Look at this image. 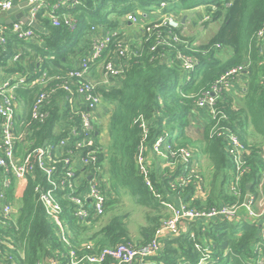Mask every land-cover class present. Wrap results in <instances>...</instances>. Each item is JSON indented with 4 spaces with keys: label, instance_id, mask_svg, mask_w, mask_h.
Listing matches in <instances>:
<instances>
[{
    "label": "trees",
    "instance_id": "1",
    "mask_svg": "<svg viewBox=\"0 0 264 264\" xmlns=\"http://www.w3.org/2000/svg\"><path fill=\"white\" fill-rule=\"evenodd\" d=\"M79 1L80 5L64 9L76 19L75 30L54 26L43 17L44 11L39 15L44 33L36 32L37 37L28 42L9 36L7 46L0 48V71L27 75L29 84L43 74L65 77L78 70L88 56L92 27L119 29L121 18L156 9L163 2L169 4L166 12L183 14L204 8L203 26L220 22V27L203 45L184 35L185 25L179 30L168 26L154 28L139 47L132 49L131 57L121 61H128V66L125 74L114 80L116 85L100 89L104 102L114 106L108 151L95 135L101 125L94 123L98 168H105L107 162L111 173L109 186L103 188L107 203L102 216L85 222L72 215L74 206L62 198V192L58 193L63 220L69 223L72 247L81 255H89L121 245H148L171 218V197L189 209L208 213L223 207H241L251 186V197L256 203L261 186L264 190V0ZM118 40L113 39L111 50ZM222 52H227L226 59L220 58ZM179 53L193 60L194 71L183 69L177 59ZM16 56L19 58L14 61ZM239 67H244L240 76L246 79L242 99L224 90L214 105L216 116L209 120L202 139L196 140L191 129L202 113L198 102L224 74ZM52 86L54 93L46 108L50 116L44 125H36L31 118L39 85L17 92L23 103L24 121L31 127L28 139L32 145L28 152L46 142L68 139L65 151H73L76 157L73 129L80 131L85 108L73 110L69 95L60 84ZM215 126L235 135L246 149L244 155L230 152L226 136H213ZM160 138L163 143L156 152ZM185 151L192 153L191 163L185 162ZM151 154L154 163L146 161ZM201 156L207 157L213 170L205 197L200 195L201 189L206 188L203 173L199 167L196 174L191 168ZM57 167L54 178L59 180L64 163L59 162ZM3 175L0 169V178ZM104 177L106 172L99 173L100 180ZM84 180L80 190L88 184ZM15 186L13 182L8 192L13 216H3L0 201V264H69L68 248L61 242L36 192L37 186L43 190L49 187L44 171L37 167L23 182L22 189L16 191ZM119 188L126 189L145 210V225L139 229L138 238L131 235L128 221L132 213L124 212L126 201L119 195ZM185 224L178 236L160 240V250L154 257L139 259L135 264H264V228L258 223L225 218Z\"/></svg>",
    "mask_w": 264,
    "mask_h": 264
},
{
    "label": "built area",
    "instance_id": "2",
    "mask_svg": "<svg viewBox=\"0 0 264 264\" xmlns=\"http://www.w3.org/2000/svg\"><path fill=\"white\" fill-rule=\"evenodd\" d=\"M25 3L26 6H22ZM78 5H80L79 0H59L54 4L49 3L47 0H0V15L4 16L0 20V48L7 46L9 36H15L20 41L28 42L34 40L37 37L36 25H40L39 15L44 11L43 17L50 20L54 26L65 25L70 30H75L77 28L76 19L66 13L64 9H70ZM168 6L167 2H163L158 8L151 10L147 14L140 15L146 20L148 19V23L145 24L142 30L144 38L154 28L163 26L178 30L181 28L182 25L178 18L182 13L180 11L166 12ZM17 7L25 12L26 22L18 20L11 25H7V20L17 15L18 11L14 16L8 15V12ZM148 15L152 17H148ZM140 16L139 12L130 13L126 15V21L138 24ZM90 34L92 45L88 56L81 61L78 70L69 72L65 77L57 76L51 78L47 74H43L29 84L27 75L16 72L3 75L0 72V169L4 171V175L0 178V201L3 203L1 208L3 216L9 217L14 214V206L8 199V192L13 186V182L16 184L17 182H24L30 175H33L38 167L44 171L49 187L43 190L41 186H37L36 192L40 196L39 199L48 218L56 226L61 242L68 248L69 264H106L109 261H112L111 264H135L139 259L146 260L154 257L160 250V240L167 236H178L181 234V226L186 221L225 218L239 220L237 212L241 207L246 208L251 217L263 218L264 192L263 197L257 201L260 208L259 213L252 209L254 201L251 196L248 203L239 208L223 207L208 213H199L189 209L180 202L178 206L170 208L172 211L171 218L165 221L156 238L148 245L138 248L121 245L117 248H106L97 254L89 255H81L72 247L69 223L63 220L64 209L58 193L62 192V198L74 206L72 215L79 220L86 222L90 218L104 214L107 198L103 188L109 186V181L107 177L102 180L99 178V173L102 172L104 174L105 169L98 168L99 152L96 146L95 135L97 133L95 134L94 127L95 114L105 103L100 89L116 85L114 80L123 76L128 66V61H121L124 58L131 57L132 49L141 45L129 46L124 43V33L119 29H110L104 36H97V28L92 27ZM115 37L119 40L116 42L115 48L111 50ZM18 58L16 56L14 61H17ZM177 59L182 63V67L186 72L195 70L196 64L191 58L179 53ZM96 67H100L102 72L99 80L95 79L92 73ZM243 70L244 67H239L224 74L216 82L212 90L207 92L198 102V108L206 110L211 121L216 116L214 105L219 96L224 90L233 85L232 83H234L235 79L237 80L244 73ZM56 82H58V85L60 84L61 90L69 95V103L72 107H74L75 102L79 101L80 107L85 108L81 113L80 131L77 128L73 129L75 136L73 138L76 140V150H78L76 157H74L73 151H65L69 145L68 139H62L56 143L46 142L43 147L28 152L32 145L28 139L31 127L27 126V121H24L23 103L20 102L17 92L20 88L39 85L38 95H36L31 105V118L36 125H44L50 116L46 108L51 103L53 95L51 93H54L52 85ZM212 135L226 136L230 152L239 156L244 155L246 149L235 135L225 129H219L217 126L213 128ZM162 143L163 139L160 138L156 143V152ZM166 148L170 150V145L167 144ZM65 156H67L65 159H61ZM192 159V153L185 151V162L191 163L190 160ZM146 161L141 159L143 164ZM59 162H63L65 167L64 172L59 173V180H56L54 176L58 171L57 164ZM191 168L193 173H198V165L196 163H193ZM84 179L88 180V184L84 186L83 190H80L85 184ZM181 181L184 182L183 179ZM262 188L261 186L260 189L262 190ZM87 249H91V247L88 246ZM51 264L59 263L52 261Z\"/></svg>",
    "mask_w": 264,
    "mask_h": 264
},
{
    "label": "crops",
    "instance_id": "3",
    "mask_svg": "<svg viewBox=\"0 0 264 264\" xmlns=\"http://www.w3.org/2000/svg\"><path fill=\"white\" fill-rule=\"evenodd\" d=\"M47 1L49 3L54 4V3H56L59 0H47ZM192 12H195V14H201V13H204V8L197 9V10L192 11ZM21 13L25 14L24 11H21L18 8V13L17 14H21ZM3 18H4V16L0 15V20H2ZM133 25H135V24H132V23L126 21V16H125V17L121 18V25H120L119 30H121L122 33H123V29L126 26L131 29ZM144 26H145V24H143L139 29H136L137 34H138V32L142 33V30H143ZM108 30H110V29L106 28L104 26L97 27V36H104ZM35 31L37 33H44L45 29L41 25L38 24V25H36ZM227 57H228V55H226L224 58L222 57V59H226ZM0 72L3 75L6 74V72H3V71H0ZM92 73H93V77L95 79H97V80H99L101 78V76H102V72H101V68L100 67H96L93 70ZM245 86H246L245 77H241V76L238 77V79L231 86V91L232 92L230 94H232L235 98H237V96L239 94L243 93L244 91L246 92V87ZM104 88H106V87H104ZM237 99H242V98H237ZM80 108L81 107L79 105V101H77V102H75V105H74V107L72 109L76 110V109H80ZM113 110H114V106L105 102L98 109L97 113L95 114L94 123L101 125V131L97 132L98 141L105 149H107L110 146V143H111L110 124H111V116H112ZM209 120H210L209 113L206 110H202V113H199L197 115V119L194 121L196 123L195 125H197V126H195V125H194L195 127L192 126V129L194 128L196 130L195 133L198 135V137H197L198 140L202 139V135H199V134H200V132L202 134L204 133V130H205ZM105 121H108V123H109V126L107 127V129H105ZM148 160H150V161L153 160L152 154L148 157ZM202 163H207V166L205 167ZM197 165H198V167L200 168V170L203 173L204 182L206 184V188L200 192V195L205 197L207 192L210 190V187H211L210 178L212 177L213 170H212L211 165H210V163H209V161H208L206 156H201ZM105 172H106V170H105ZM22 187H23V182H17V184L15 186V190L18 191V190L22 189ZM262 190H263V188H262ZM262 190L260 189V191H259L260 192L259 193L260 198L263 197L264 190L263 191ZM171 199H172L173 206H171L170 208H172L174 206H178L180 204V200L174 199L172 197H171ZM252 209L256 213L260 212V208H259L258 202L254 203V204L252 203ZM237 215H238L239 219L245 220V221L250 222V223L256 222V223L259 224V226L261 228H264V217L263 218L251 217L249 212H248V210L246 208H242L241 207L238 210ZM144 225H145V220H144V224L141 225L140 228L142 226H144ZM185 226H186V224L183 223L182 226H181L182 231L185 229ZM138 234H139V232H138Z\"/></svg>",
    "mask_w": 264,
    "mask_h": 264
},
{
    "label": "rangeland",
    "instance_id": "4",
    "mask_svg": "<svg viewBox=\"0 0 264 264\" xmlns=\"http://www.w3.org/2000/svg\"><path fill=\"white\" fill-rule=\"evenodd\" d=\"M151 10H154V9L141 10L139 11V16L149 13ZM201 14H204V13H201ZM201 14H195V12H188V13L181 14V16L178 18V21L181 22V25L182 26L185 25L183 29L184 35L189 38H195L197 41L196 43L198 45H203L205 43H208L209 40L213 37V35L218 31L220 27V22L213 23L208 27L203 26V23L201 20ZM148 17H152V16L148 15ZM183 21H185V24H183ZM147 23H148V19L146 20L143 16H140L139 24L133 25L131 29L127 27L128 26L127 25L123 29V33H124L123 42L129 46L140 45L143 41L144 36L142 33H139V32L137 34L136 29H139L143 24H147ZM226 55H227V52H222L220 55V58L222 57L224 58ZM226 91L231 93L232 92L231 87L227 88ZM237 98H242V93L239 94ZM195 124L196 123L194 122L193 126ZM108 126H109L108 121H105V129H107ZM195 131L196 130L194 128L191 129V136L195 137V139L198 140L197 138L198 135L195 133ZM199 135H202V133L200 132ZM105 151H108V148ZM202 164L205 167L207 166V163H202ZM105 167L106 168L104 169L106 170V177L108 178V180H110L109 178L111 177V173H110L109 163L105 162ZM118 193L119 195H121L123 200L126 201L125 202L126 210L124 212L130 211L132 213L128 221L131 235L134 238H138L137 236L139 235L138 232H139L140 226L144 224L145 210L144 208L136 204L135 198L126 189L119 188ZM106 220H108V218Z\"/></svg>",
    "mask_w": 264,
    "mask_h": 264
},
{
    "label": "water",
    "instance_id": "5",
    "mask_svg": "<svg viewBox=\"0 0 264 264\" xmlns=\"http://www.w3.org/2000/svg\"><path fill=\"white\" fill-rule=\"evenodd\" d=\"M22 6H26V3L23 4ZM17 11H18V8H15V9L9 11V12H8V15H13V16H14V15L16 14ZM18 20H22V21L26 22V19H25L23 13H21V14H17V15H15L14 17H12L11 19H8L6 23H7V25H11L13 22L18 21ZM185 21H186V20H185ZM185 21H183V24H185ZM250 189H251V186H248V190H249V191H248V193H247L246 203H248L249 198H250V196H251Z\"/></svg>",
    "mask_w": 264,
    "mask_h": 264
}]
</instances>
